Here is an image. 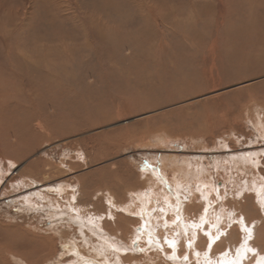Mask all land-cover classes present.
<instances>
[{
  "label": "rangeland",
  "instance_id": "obj_1",
  "mask_svg": "<svg viewBox=\"0 0 264 264\" xmlns=\"http://www.w3.org/2000/svg\"><path fill=\"white\" fill-rule=\"evenodd\" d=\"M243 7L240 0H0V247L12 243L18 256L17 242L29 232L53 238L41 249L37 246L36 253L53 251L50 260L27 264L76 261L74 254H64L67 242L95 255L96 238L91 237L87 251L76 223L59 219L53 223L68 235L46 232L52 224L50 210L35 207L50 204L69 211V203L84 217L112 210L115 221L107 219L106 232L112 239L123 235L128 244L131 231L142 232L137 211L148 210L129 199L131 192L143 189L141 184L151 186L143 194L149 193L145 199L156 209L157 233L172 236L179 222L176 212L151 199L164 189L166 179H173V171L190 162L192 169L202 165L209 175L201 189L209 197L202 229L214 224L207 228L214 236L222 233L221 227L228 229L209 251L201 238L198 250L208 257L227 252L230 260L239 259L243 227L237 220L232 225L231 218H264V203H258L254 191L264 182V0H249ZM200 10L208 24L200 21ZM225 18L229 28L222 25ZM105 28L115 43L104 39ZM122 40L128 47L123 48ZM82 46L86 49L80 50ZM242 58L246 62L238 65ZM231 74L235 80L227 81ZM81 76L87 82L76 91L80 98L55 109L45 130L23 123L28 118L17 114L24 109L18 102L27 112L34 108L31 112L43 113L42 99L63 97L56 83L69 87ZM177 93L181 97L174 99ZM87 94L99 102L96 108L87 105ZM103 114L110 118L101 122ZM17 126L21 137L15 143L8 137ZM248 153L258 155L261 164L246 171L232 165V157ZM193 185L190 181L184 189L186 199L195 191ZM240 191L245 198L237 196ZM107 192L118 201L117 209L106 202ZM171 199L181 200L176 193ZM202 202L186 210V221L197 224ZM183 209L181 205L178 215L183 216ZM219 216L231 220L230 227L225 221L216 225ZM230 229L233 235L222 241ZM262 231L251 242L256 254L248 253L241 264L264 257V227ZM11 232L18 235L12 238ZM29 239L25 247L32 249ZM131 243V252L122 253L126 264H202L181 241H174L175 247L165 244L167 257L157 256L153 248L158 243L152 238ZM104 248L114 259L112 249ZM20 261L7 252L0 264Z\"/></svg>",
  "mask_w": 264,
  "mask_h": 264
},
{
  "label": "bare ground",
  "instance_id": "obj_2",
  "mask_svg": "<svg viewBox=\"0 0 264 264\" xmlns=\"http://www.w3.org/2000/svg\"><path fill=\"white\" fill-rule=\"evenodd\" d=\"M201 1H203V0H201ZM240 2L242 4V8H244L243 5L245 6V2L248 4L249 3V0H240ZM192 3H194V1ZM201 5H203V4H201ZM236 11H237V8L235 10H233V12H235V13H236ZM199 13H200V15L199 14L198 15L201 18L200 21L203 20L206 24H208V22H210V20L206 16V13L203 12L202 10H200ZM203 18H207V19H203ZM175 19H177L176 22H180V20H179V18L177 16L175 17ZM197 19H199V18H197ZM185 22L187 23L188 21H185ZM227 24H228V26H227ZM222 25L224 27L227 26L229 28V25H230L229 24V20L227 18H225L224 19V22L222 23ZM106 31H107V33L105 34L104 39H106L107 41H111L112 43H115V42H113L111 40V36H110L111 35V32H109L107 29H106ZM113 40L116 41L115 38ZM124 41L122 40V42L124 44L123 45L124 46L123 48H126V47H128V43H125ZM120 42H121V40H120ZM83 49L85 50L86 49V46L80 47V50H83ZM250 52H252V51H250ZM235 58H238V56H235ZM244 58H246V57H244ZM238 59H240V57ZM245 62L246 61H244V59L242 58V60L240 62H238V65L244 64ZM131 70L134 71L135 68H132ZM260 71H262V70H260ZM256 73H259V71H254V74H256ZM252 75H253V73H252ZM185 77H186V75H185ZM234 77H235V75L231 74L229 76V78L227 79V81H234L235 80ZM220 81H221V83H224L225 82V81H222V80H220ZM86 82H87L86 76H81L79 80L76 79V80H73L72 82H69V87L68 86H60L61 84L58 85L56 83L55 85L59 86L58 92L60 93L61 96H63L62 98L59 99V98H53V97H50V98H47L46 97V99H42V97L45 96V94L43 93V95H39L38 97L35 96V99L36 98H39V97L42 99V102H41L40 105L44 109L43 110V113H41V112H37V113L31 112V110H33L34 108L28 110L29 112H27L26 105L23 104V102H18L17 103L18 106L24 105V107H23L24 109H22L20 112H17V114H19V115L26 114L28 119L23 120V123L25 125H31V127L34 128L35 130L43 131V130L46 129L44 123H46L47 121H51L54 118V116L56 115L55 109H57V108H66L69 104L75 102L76 100H78L80 98L79 95H76V91H77V89L78 90H82V86L81 85L86 84ZM88 89L89 88H87V87L85 88V90H88ZM50 91H52V89H49V91H47V92L49 93ZM67 93H69V95H67ZM173 96H174V99L175 98H178V97H181V95H178V93L177 94H174ZM96 104L99 105V102L96 101V98L94 99L93 97L89 96V94H87V105L91 106L90 108L94 109V108H96ZM92 109H90V111H92ZM109 118H110V116L108 114H103L102 118L99 117L98 120H100L102 122V121H106ZM14 125H17V124L14 123ZM261 127L264 130V124L261 125ZM19 128L20 127L17 126L16 128L12 129L11 131L8 130L9 132H12V134H9L10 137H8V139H13L12 141L15 142V143H17L18 140L21 137V134H20V131L21 130H19ZM257 156L258 155H255L254 153H248V155L244 154L242 156H238L237 155V156L232 157L233 160H232L231 163H232V165H234V167H237V168H240L241 167V170L246 171V169H248L250 166H251V168H253V167H257V166H259V164H261V162H260V160H259V158ZM187 162H189V161H187ZM228 162H229V160H228ZM233 163H237V164H233ZM193 166H194L195 169H192L191 164L189 162V164L186 163L185 165L181 166V168H177V172H174L173 171V179H172V177H171V179H169V178H168V180L166 179L165 182H167V183L163 184V185H165V186H163L164 189H160L161 190L160 192H159V190L156 191L154 193L155 194L154 196H156L155 198H152L151 197L152 198L151 199L152 201H154V202L155 201H159L161 204H164L165 207L163 209H166L167 212L168 211L169 212H176L177 218H178L179 222L177 223V229L176 230L173 229V232H171L172 234H174L172 236H171V234H167V235H164L165 236L164 237L160 233H157V226H156V224H157V218L155 217V215L153 216L154 211L156 209L152 205V202H151V204H148V202L145 199L149 193L146 192L147 194H143L144 188H147L149 190L148 187H151L150 185L147 187L148 184H146V185L145 184H141L142 187H143V189L137 190L136 193L135 192H131L129 194V199H130L131 203H133L134 200H137V204L139 203L138 204L139 206H141L144 210H147V209L148 210L146 212H142L141 209H139L137 211L139 213L138 216L143 221L142 232L139 233V232L136 231V229H134L133 231H131L130 232V235H131L130 238L131 239H130V243H128V244L127 243H123V240H124L123 238H126V237H123V235H121V236L117 235V238L120 240V241H117L118 240L117 238L116 239H112V237L106 232L107 230L105 228V224L108 222L107 219H110L111 221H115L114 220V214L112 213V210H110L109 213L107 215H105V216L104 215H99V216H96V215L93 216L92 215V216H89V214H87L86 217H84V216H81L80 213H79V211H81V209L80 208L78 209V206H74L73 205L74 203L73 204L72 203H69V208H68L69 211L62 210V209H57L55 205L54 206H51L50 204H49V206L51 208H49L47 205H42L41 206L40 204L38 206H35V207H37V209H38V207L39 208L42 207L45 210H47V209L50 210V212H48V211L47 212L49 213V216L48 217L52 221L51 222L52 224L50 223L51 226L48 229L49 231L46 230V232H49L50 234H53L54 233L55 235H58V236L63 237V238L66 237V235H68V234L65 233L66 231H62L61 232L59 230V227L56 226L57 224L53 223V222L56 221V219H59V220H61L64 223L67 222V221L69 222V224H72V223L74 224V222L76 223L77 227L79 228V229L77 228L76 231L79 232L80 235L85 238V242H86L85 247H86V250L87 251H89V248L88 247L90 246V243H91L90 240H92L91 237L96 238V241L97 242L95 243L96 246H94L95 247V249H94V254L95 255H90V254L88 255L86 253V251H83L84 249H81V247L78 244H75L74 242H71V243H68L67 242V243L62 244V246H64L63 248L65 249V253L64 254H67L68 255L70 253V254H74L75 256H77V260L76 261L71 262L72 260H70L69 262H71V263L68 262L67 264H126V262L122 258V253L123 252H127V251L128 252H131V250H130V246L132 244L131 242H133L134 240H140L141 238H145V239H148V240L152 238V240L154 241V243L155 242L158 243V247L153 248V250L157 253V256L158 257L161 256V255H164L165 257L168 256L166 250H164L166 248H163L165 246V244L166 245L169 244L168 241H172V242L175 241L178 244L181 241L183 244H181V243L180 244L181 245H184L185 248L190 249L193 252V255L195 257L201 258L202 264H204V263L205 264H208V261H211V264H222V262H226V261H229L230 260L228 258V257H230L229 255L227 257H225L223 255L224 252H222L221 254H218V255H216L214 257H212V256L208 257V254H207V256L205 255L206 251L201 252V251L198 250V245H199V241H200L201 238L206 239L207 240V244L212 243L211 238L214 237V235H213V232L210 233V232H208V230L210 228L212 230L214 224H211L210 225V228L207 227L208 230H207V228H203L202 229V227L204 226V224L206 225V223L208 222L207 214H208V211L209 210H208L207 206L205 205V202H206V200L209 201L208 200L209 197L208 196L205 197L204 194H203V192H202L203 190H201V189L207 183L206 181H208L209 175H207V172L206 171H205V174L202 172V165L193 164ZM248 170H250V169H248ZM201 174H203V176ZM197 175H200L201 178L198 176L199 179L196 181ZM180 177H184V180L182 181L180 179ZM26 180H28V179H26ZM190 181L194 184L193 186L195 188V191L191 190V191H193L192 192V196L191 195H188L190 197H188V199H186V196H185L186 194H184L183 191H184V189L186 187L189 186ZM151 183H153V182H151ZM262 183L263 184L257 186V188L254 187V189L256 188L254 190L256 194L255 193L254 194L256 195L255 197L258 200V203L260 205L262 203H264V182H262ZM137 187H138V185H137ZM224 187L225 186H224V183H223L222 188H224ZM133 191H135V189ZM243 192L244 191H240L237 196H239V197L243 196L245 198V194L246 193L243 195ZM173 193L174 194L176 193V194H178L180 196L181 200H178L180 202L179 204H177L176 201L175 202L172 201L171 196L174 195ZM96 194H94V196H96ZM138 196H139V198H138ZM153 199H155V200H153ZM105 200L112 207V209L113 208L115 209L116 207H118V205L116 204V202L118 203V201H116V199L112 195V193L107 192L106 195H105ZM202 200H203V202H202L203 205L202 206H203V210L204 211H203V214L199 218L200 220L198 219V221L196 222L197 224L192 223V221L191 222L190 221H186V219H185L186 210L192 209L193 205L196 202L198 203V201H202ZM30 203H31L32 206L33 205H36V203L33 202V201H30ZM146 205H147V207H146ZM181 205L184 208L183 209V212H182L183 216L178 215L180 213L179 211H181ZM157 207H159V206L157 205ZM120 208H121V205H120ZM121 209L122 210H125V209H129V208L122 207ZM164 214H165V212H164ZM221 216H219V218H215L216 220L213 218L215 220L214 223H216V225L218 224V226L221 223H222L221 225H224L223 224L224 221L225 222L227 221V220H225L226 218L225 219L220 218ZM157 217H158V215H157ZM162 218H164V217H162ZM201 218H203V219H201ZM238 218H240V217L231 218V220H233L232 221V225L237 220V222L240 225H242V227H244V226L252 227L253 239L248 242V247H251V248L254 249L255 246H252L251 245V242L252 241L254 242V239L257 236L259 237L263 233L262 230H263V227H264V218L252 219L249 222L246 221V220L245 221L243 220V224L240 223L241 220L238 219ZM231 220H229L228 222L225 223L226 227H229V223H231ZM60 224H61V228H63V226H62L63 223H60ZM194 225H195V227H194ZM253 225H254V227H253ZM71 228H73V227H71ZM214 228H217V227H214ZM220 229H221V232L222 233H225L226 230L228 231V229H225V228H222V227ZM229 231H230L229 233L227 232L226 238L223 235L224 238L222 239V241L227 240L228 238H230L233 235V232H231V229ZM167 232H168V230H167ZM9 234H10V236L12 235V238H13V236L16 237V235H18L16 232H11ZM27 234L24 235L25 238H26V240H22L21 239L20 241L17 242L18 243V247H16V248H17L18 253H19L18 256H17L16 253L13 252V250L15 248L14 245H12V243H9L5 247H3V248L0 247V260H3V258H6L7 252L10 253V258L21 260L20 262H22V264L24 262L26 263L27 261L29 263H30V261H33V262L36 263V261H38V260L41 261L42 257H43V259H42L43 261L44 260L45 261L46 260H50L51 259L50 257L52 256V251L53 250L52 251H48V252H46V250H43L42 252H41V250H38L37 253L35 251H36V247L37 246H38L37 249H39L40 248V245H43V244H46V243H50L53 238L52 237H37L34 234H31L29 232ZM219 234L220 233L218 232L217 235H219ZM215 236H216V234H215ZM245 236H246V233L243 232V236H242V239H241V246L243 245V241H244V237ZM27 239H29L30 240V243H32V246H33L32 249H27L28 247H25V245H26L25 242L27 241ZM197 239H198V242H197ZM189 242L191 243V246H189ZM253 242H252V244H253ZM21 243H23V244H21ZM104 247H108L109 250L112 249V252H114L113 253V257L115 256L114 259L111 258L110 254H107V252H106L107 249L104 248ZM209 250L210 249L208 248V251ZM197 253H199L198 256H197ZM135 260H137V259H133V261H134L133 263L136 262ZM176 261H172V262L174 264H177L178 261L177 262ZM59 264H66V261H64L62 263H59ZM256 264H257V262H256Z\"/></svg>",
  "mask_w": 264,
  "mask_h": 264
},
{
  "label": "snow or ice",
  "instance_id": "obj_3",
  "mask_svg": "<svg viewBox=\"0 0 264 264\" xmlns=\"http://www.w3.org/2000/svg\"><path fill=\"white\" fill-rule=\"evenodd\" d=\"M201 219H203V218H201ZM240 223L243 224V218H241ZM194 227H195V225H194ZM253 227H254V225H253ZM241 230L244 233H246V236L244 237L243 245L241 246V248H237L236 249V255H237V257H239V259L222 262V264H241V261L246 258L248 253H252L253 255L256 254L255 250L253 248L248 247V242L253 239L252 227L244 226ZM222 234L223 233H220V235H222ZM220 235H216V236L212 237L211 238L212 243H215L216 240H219L220 239ZM168 243H169L170 247H175L174 242L168 241ZM212 243L208 244V248L209 249H211ZM189 246H191L190 242H189ZM198 255H199V253H197V256ZM205 255L207 256V253H205ZM223 255L225 257H227L228 253L224 252ZM184 259H187V257L185 256ZM208 264H211V261H208ZM257 264H264V257H261L260 260L257 261Z\"/></svg>",
  "mask_w": 264,
  "mask_h": 264
}]
</instances>
